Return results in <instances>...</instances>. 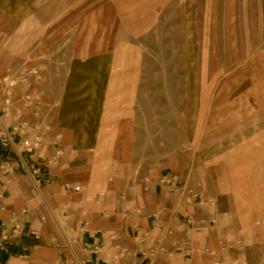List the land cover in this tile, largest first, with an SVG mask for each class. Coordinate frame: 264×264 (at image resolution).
<instances>
[{
  "label": "rangeland",
  "instance_id": "374dc122",
  "mask_svg": "<svg viewBox=\"0 0 264 264\" xmlns=\"http://www.w3.org/2000/svg\"><path fill=\"white\" fill-rule=\"evenodd\" d=\"M85 5L77 7L75 20L87 23V31L0 33V74L33 63L46 71L38 89L64 152L57 172L81 216L79 207L89 202L84 193L103 191L95 190L100 180L118 175L126 181L135 173L136 182L155 178L165 151L195 145L198 125L211 110L221 119L243 114L246 135L260 136L263 164L264 0ZM63 34L70 46L59 48ZM71 54L77 62L67 66ZM235 88L245 95L229 94ZM117 137L118 173L109 171ZM53 214L64 225L67 213Z\"/></svg>",
  "mask_w": 264,
  "mask_h": 264
},
{
  "label": "crops",
  "instance_id": "0c3cea01",
  "mask_svg": "<svg viewBox=\"0 0 264 264\" xmlns=\"http://www.w3.org/2000/svg\"><path fill=\"white\" fill-rule=\"evenodd\" d=\"M86 3L91 6V0H0V33L28 30L72 33L90 30L86 27L87 23L77 24L75 20L77 7L86 6ZM87 16L90 17L91 13ZM70 41L71 38L64 35L55 44L59 48H66L70 46ZM68 58L67 66L77 62L74 54L71 57L68 55ZM31 65L39 67L45 79V69L34 63ZM56 69L57 71H52L53 76L59 74L58 68ZM18 70H9L0 76ZM235 90L238 88L229 94L245 95L244 92ZM209 116L207 121L203 120L198 125L195 145L185 150L164 152L161 166L156 171L157 176L152 180L161 174H174L181 183L193 187L202 200L214 199L215 208L185 207L176 197L160 191L154 183L147 193H142L138 184L137 203L145 215H128L125 218L121 212L126 206L117 200V193L128 180L137 175L135 173L126 181L115 175L109 176L114 178L110 182L108 178L106 182H97L95 190H103L105 197L99 205L89 200L83 207H79L84 210L81 216L73 198L66 195L61 187L64 177L57 172L58 167L52 169L51 174L53 179L61 177L53 184H43L37 190L30 175L15 164L12 174H0V190L3 189L6 193L8 210L27 208L29 212L20 217L25 223L26 232L22 237L13 239L1 264H76L73 254L82 263L87 256L81 251V243H100L109 234H116L121 245L130 252V256L119 264H148L142 261L139 254L148 244L137 242L130 225L138 224L156 237L163 235L167 229L174 228L186 213H192L197 218L214 217L217 224L205 233L182 231L176 232V237H188L195 247L215 251H218L219 242L224 241L227 249L219 253L220 259L257 264L264 258V244L260 236L264 233V161L261 164L260 136L246 135L243 114L240 112L221 119L211 110ZM114 141L116 144L112 150L116 154L109 171L118 173L119 138ZM49 148L46 152L44 147L40 150L42 152L38 153L37 162L50 152ZM27 158L32 163L33 159ZM143 177L138 176V180ZM29 183L34 190L29 189ZM92 193L96 192L86 190L84 195L88 197ZM53 209L60 211L61 215L67 213L64 225L59 220L56 221ZM156 212L160 213L159 220L146 217ZM6 215V212L0 214V218ZM81 221L86 223L83 235L79 233ZM30 231H36L37 237L31 236ZM237 240L241 241L242 250L236 248ZM166 245L168 247V241ZM90 259L98 264L100 255L96 258L91 256ZM211 260L210 256L203 253H195L190 258L182 259L169 249V252L158 255L151 264H208Z\"/></svg>",
  "mask_w": 264,
  "mask_h": 264
},
{
  "label": "built area",
  "instance_id": "2783aa9c",
  "mask_svg": "<svg viewBox=\"0 0 264 264\" xmlns=\"http://www.w3.org/2000/svg\"><path fill=\"white\" fill-rule=\"evenodd\" d=\"M43 80L41 69L35 65L24 67L15 72H8L0 76V174L10 175L15 171V164L23 168L32 178L34 188L39 190L43 184H50L53 175L52 169H56L64 155L59 145V135L52 134V124L45 111V103L38 85ZM51 146L50 152L39 162L38 153L43 147ZM33 159L32 163L26 162L25 158ZM114 178H108L112 181ZM154 185L162 192L172 195L185 207L215 208L214 199L202 200L199 193L191 186L179 181L174 174H161L152 180L147 177L128 180L117 193V200L126 206L121 215L140 217L142 208L137 203L136 190L139 184L140 191L147 193L150 185ZM65 190L74 193H84V186L64 185ZM105 197L103 191L88 195V199L99 205ZM6 193L0 190V214L6 212L4 218H0V264L3 256L9 252V246L13 239L20 238L26 232L25 223L20 217L27 214L29 210L22 208L8 210L5 203ZM83 215V214H82ZM153 220L160 219V213L146 215ZM217 221L214 217H195L192 213H186L182 221L174 228H169L163 235L156 236L138 224L130 225L137 242L148 244L146 249L140 252L142 261L151 264L160 254L169 252L176 254L182 259L190 258L195 253H203L212 258L208 264H247L245 261H224L220 259L219 253L227 249L224 241H220L218 251L208 248H197L188 237H176V232L190 231V233H205L214 228ZM79 233H85L86 223L80 222ZM30 235L37 237L36 231H30ZM168 241V247L166 245ZM264 244V233L261 235ZM236 248L242 250L241 241H236ZM81 251L87 256L84 262H79L74 256L76 264H96L90 257L96 258L100 255L98 264H119L130 256V252L121 245L116 234H109L105 241L100 243H81ZM264 257V251H263ZM257 264H264V258Z\"/></svg>",
  "mask_w": 264,
  "mask_h": 264
}]
</instances>
